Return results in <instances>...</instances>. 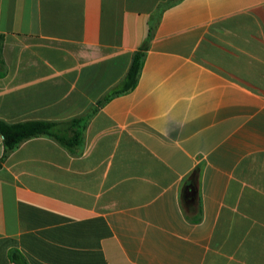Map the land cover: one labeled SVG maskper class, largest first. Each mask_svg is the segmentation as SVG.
Masks as SVG:
<instances>
[{
  "label": "crops",
  "instance_id": "0c3cea01",
  "mask_svg": "<svg viewBox=\"0 0 264 264\" xmlns=\"http://www.w3.org/2000/svg\"><path fill=\"white\" fill-rule=\"evenodd\" d=\"M85 116L1 163L0 264H264V0H0V121Z\"/></svg>",
  "mask_w": 264,
  "mask_h": 264
},
{
  "label": "trees",
  "instance_id": "16d2710c",
  "mask_svg": "<svg viewBox=\"0 0 264 264\" xmlns=\"http://www.w3.org/2000/svg\"><path fill=\"white\" fill-rule=\"evenodd\" d=\"M143 57V52L135 54L133 63L120 88L115 90L112 95L105 97L99 105H102L111 96H116L135 88L142 68ZM90 120L91 116L74 118L66 122L28 121L9 124L0 121V135L3 137L4 144V154L0 160V165L22 143L40 137L53 139L73 155H78L79 148L83 144L84 132ZM11 259L16 264H28L18 252H12Z\"/></svg>",
  "mask_w": 264,
  "mask_h": 264
}]
</instances>
